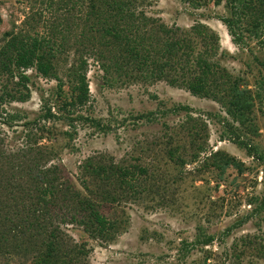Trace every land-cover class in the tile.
<instances>
[{
    "label": "rangeland",
    "instance_id": "rangeland-1",
    "mask_svg": "<svg viewBox=\"0 0 264 264\" xmlns=\"http://www.w3.org/2000/svg\"><path fill=\"white\" fill-rule=\"evenodd\" d=\"M37 1L0 0V48L7 33H21L48 37L59 51L52 61L57 78L31 68L23 88L16 75L0 72V182L9 180L11 196L28 203L33 176L56 167L113 224L107 239L93 238L77 224L60 226L71 243L83 246L86 264H264V26L251 29L248 18L234 17L237 45L220 20L232 17L228 0H203L198 9L183 0L135 5L136 14L168 29L190 31L200 23L218 36L212 61L250 92L253 107L243 127L211 99L164 81L127 79V66L107 69L108 61L90 54L81 34L84 5L77 2L56 32L52 25L64 14ZM194 42L196 51L203 50ZM81 73L88 99L67 107ZM6 93L29 98L16 102ZM48 112L54 118L44 119ZM236 137L256 152L249 156ZM223 155L241 163L240 170L217 168ZM98 167L108 179L92 172ZM119 170L128 173L124 183ZM60 205L52 208L53 218L61 217ZM207 235L214 236L212 243L186 248ZM0 264L35 263L31 255L11 254L0 255Z\"/></svg>",
    "mask_w": 264,
    "mask_h": 264
},
{
    "label": "trees",
    "instance_id": "trees-1",
    "mask_svg": "<svg viewBox=\"0 0 264 264\" xmlns=\"http://www.w3.org/2000/svg\"><path fill=\"white\" fill-rule=\"evenodd\" d=\"M183 1L196 9L203 5V0ZM77 2L86 8L81 19L85 27L81 34L90 43V54L99 60L108 61L107 69L122 71L127 66V79L153 83L164 81L171 87L187 90L195 97L211 99L219 103L234 122L245 127L253 107L250 92L241 88L239 81L233 79L219 63L212 61L218 50L219 40L207 26L198 23L190 31L168 29L143 13L136 14L137 0L37 1L46 4L49 10L60 11L65 15L59 17L63 19L57 17L55 25H52V30L56 32L66 24ZM68 3L72 6L67 7ZM228 4L232 17L220 20L233 42L241 45L233 18H248L251 29L264 26V0H228ZM6 36L9 39L0 48L1 73L10 77L16 75L19 78L18 84L23 88H26L25 83L28 81L24 72L31 68L42 77L57 78L52 61L59 51L51 45L50 38L29 37L21 33H7ZM194 39L199 40L203 50L196 51ZM78 68L84 71L86 63L81 61ZM76 89L77 93L67 107H81L86 103L89 93L85 74H78ZM5 95L16 102H25L29 98V93ZM2 99L0 96V100ZM49 118L54 116L48 112L44 119ZM233 142L246 150L249 156L256 152L254 147L241 141L239 137L233 139ZM2 155L3 152L0 151V157ZM258 158L262 160L261 156ZM220 162L216 164L219 169L231 166L240 170L242 167L241 163L227 155H223ZM57 170L56 167L42 169L33 176L35 187L34 191L27 194L28 198L32 197L28 203L18 202V196H11V189L14 191V187L9 184V180L0 182L1 256L31 255L35 264H86L84 259L87 258V252L83 246L71 243L60 226L77 224L93 238H108L113 224L88 199L74 190L69 182L63 181L57 175ZM106 171L104 167L92 169L93 173H103L104 179H108ZM119 171L121 183L126 182L127 171ZM7 194L17 203L11 206ZM59 205V212L63 211L61 217L53 218L52 208ZM213 240L214 236L207 235L186 244V248L208 245Z\"/></svg>",
    "mask_w": 264,
    "mask_h": 264
}]
</instances>
